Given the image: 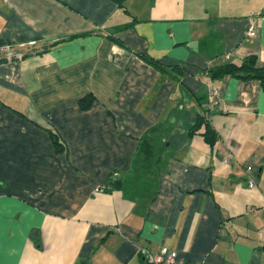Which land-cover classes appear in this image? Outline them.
Wrapping results in <instances>:
<instances>
[{"label":"crops","instance_id":"obj_1","mask_svg":"<svg viewBox=\"0 0 264 264\" xmlns=\"http://www.w3.org/2000/svg\"><path fill=\"white\" fill-rule=\"evenodd\" d=\"M0 42V264H264V88L207 73L264 66V0H10Z\"/></svg>","mask_w":264,"mask_h":264},{"label":"trees","instance_id":"obj_2","mask_svg":"<svg viewBox=\"0 0 264 264\" xmlns=\"http://www.w3.org/2000/svg\"><path fill=\"white\" fill-rule=\"evenodd\" d=\"M121 3H124V0H121ZM3 44L4 43L0 42V47ZM147 59L156 66L161 67L159 61L149 57H147ZM257 61L258 59L256 55H249L239 62L231 61L214 66L208 69L207 73H211L212 77H222L227 74H234L242 78H256L260 80L264 88V66H259ZM94 99L95 97L92 94L83 97L80 100L81 107L83 109L89 108ZM202 124H205L206 126L204 132L205 139L210 145H214L218 139V134L212 125L208 123L206 119H204V116H199L197 122L190 128L188 134H194L196 130L201 128ZM164 127L165 125L162 123L159 126L152 128L149 132V135H147L141 143L142 156L140 161V170L143 172H150L158 161L159 152L164 146L163 141L161 140V138H163V131L165 129ZM54 140L55 143L60 146V142L56 136ZM82 264H89V262L85 261Z\"/></svg>","mask_w":264,"mask_h":264},{"label":"built area","instance_id":"obj_3","mask_svg":"<svg viewBox=\"0 0 264 264\" xmlns=\"http://www.w3.org/2000/svg\"><path fill=\"white\" fill-rule=\"evenodd\" d=\"M9 1L10 0H0V3H7ZM256 33L253 27L249 28V36L253 37ZM0 51L4 53L7 61L21 60L24 57V53L15 50L10 43L3 44L0 47ZM208 100L211 106L219 105L221 103L219 89L211 87L208 93ZM250 177V185L254 186L256 184L254 173H251ZM140 252L143 254L146 264H186L184 260L178 256L177 251L169 249L167 246H161L158 249L142 247L140 248Z\"/></svg>","mask_w":264,"mask_h":264}]
</instances>
